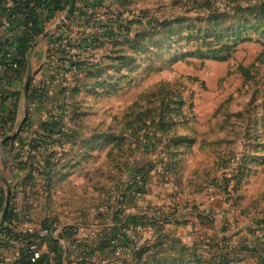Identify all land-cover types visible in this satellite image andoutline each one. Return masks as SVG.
<instances>
[{
	"label": "rangeland",
	"instance_id": "obj_1",
	"mask_svg": "<svg viewBox=\"0 0 264 264\" xmlns=\"http://www.w3.org/2000/svg\"><path fill=\"white\" fill-rule=\"evenodd\" d=\"M85 1L90 13L52 61L63 131L75 142L55 145L62 154L48 161L62 162L65 178L51 192V223L87 233L139 211L169 216L181 227L157 253L180 262L185 247L205 264L228 255L201 245L217 234L252 245L264 236V16H239L233 5L259 0ZM145 171L153 203L134 193ZM243 259L234 264H264L258 254Z\"/></svg>",
	"mask_w": 264,
	"mask_h": 264
},
{
	"label": "crops",
	"instance_id": "obj_2",
	"mask_svg": "<svg viewBox=\"0 0 264 264\" xmlns=\"http://www.w3.org/2000/svg\"><path fill=\"white\" fill-rule=\"evenodd\" d=\"M70 6L71 2L67 10L57 13L55 18L45 25L43 33L35 38L33 44L21 55L22 58L18 53L23 61V65L18 72L0 70V81L2 83L0 91V200L2 193L5 196L4 204L0 211V232L11 230L9 225L13 219L7 221L6 217L8 213L13 216V209H19L24 213H29L32 217L31 223L38 228L50 225L49 213H51V210L49 209V203L52 196L51 192L57 182H63L65 180L63 177H58L62 162H59V166L55 164V169L52 168L53 165H51L52 169L48 168L46 166L48 162L42 163L38 158L39 154L37 150L31 149L29 144L39 137L46 136L51 142L52 156L59 154L60 148L64 147L63 144L65 141L61 138L60 134H53L47 137L43 125L57 120L61 126L62 133L64 132L61 118L63 110L60 107L62 104V95H59V92H57V88L60 85L57 83L58 79L54 73L53 60H50L49 57L52 56L54 50L51 46V41L64 36L65 30L61 31L60 28L63 25H71L72 27V24H75L74 22L78 19L75 16L73 20L75 9L73 14L68 19H65ZM14 7V0H0L1 46L2 43H7L8 47L14 45L16 44V39L24 35L25 30L21 26L24 16L22 17L20 14H12V28L9 31L2 28V24L7 18V13L14 11ZM4 52L0 47V55ZM27 82L28 89L26 90ZM55 106H57V109L54 108ZM74 142L75 139L72 141V144ZM55 145H58L60 148ZM56 174L57 176L55 178L54 175ZM154 183V180L152 181L150 176L146 190V200L149 201L148 203H153L157 197ZM8 193L9 208L3 218L2 215ZM143 213L145 212L139 211L138 214L142 215ZM192 219H196L195 213L191 214ZM75 220L79 221V218H75ZM180 227L178 226L176 229H173L172 224L165 226L169 234H173L175 230L179 231ZM87 228L94 230L101 229L102 231L100 232L109 234L107 225L104 227L87 226ZM130 229L128 228L125 231L128 238H131L129 233L133 234ZM87 233L79 231L73 237L42 242L41 253L45 259L44 264H86L77 258L69 249V246L75 240H87ZM256 233L258 237H255V242L252 245L248 243L246 238L241 240L246 241L249 249L255 250V252H251L253 255L258 254L264 257V236L259 237L261 236L259 232ZM147 234H150L151 237L155 236L154 230L150 228L142 234H137L140 240L139 246H143L147 242L149 245L152 244V239L146 240ZM141 237H144V240H141ZM222 238H231V242L234 245L238 243V241L237 243L233 242V237L223 234H217L216 238L213 237L207 240L200 239V243L201 245L204 244L205 248H211L212 244L221 243ZM234 238L236 239L237 236ZM89 242L97 251L101 250L98 251L99 255L94 260L96 264H110L116 260L114 259L115 256L111 255L108 249H103L104 246L100 241L92 239ZM219 246L221 245L219 244ZM20 248H22L21 242L17 243L14 247L3 249L2 255L4 259L7 262L13 261L16 258V251ZM251 253L244 252L239 262H242L244 260L243 258ZM133 263L134 258L128 254L124 264ZM22 264L28 263L22 260Z\"/></svg>",
	"mask_w": 264,
	"mask_h": 264
},
{
	"label": "trees",
	"instance_id": "obj_3",
	"mask_svg": "<svg viewBox=\"0 0 264 264\" xmlns=\"http://www.w3.org/2000/svg\"><path fill=\"white\" fill-rule=\"evenodd\" d=\"M204 1L206 0H192L193 5L196 4L198 8L202 7L204 4ZM71 0H14L15 7L14 11H10L7 13L8 17H12V14H20L23 18V21L21 22V26L24 28L25 32L24 35L21 37H18L16 39V44H14L17 53H19L20 57L23 55L26 50L33 44L36 37L40 36L43 33L44 27L47 23L51 22L57 13L64 12L67 10V8L70 5ZM235 4V3H233ZM235 11L240 14L242 13H248L249 15L255 14L259 16H264V0H259V3L248 7L247 9H243L240 5H233ZM91 11V4H87L85 0H77L76 1V7L73 15L76 16L78 19L74 23H78L82 20V15L85 14V12L90 13ZM44 15V17H42ZM73 25V24H72ZM71 25H63L60 30H65L64 36L58 37L52 42V47L54 48L52 56H50V60L54 61H61L60 57L56 58L58 54L62 55L64 53V43L65 47H70V41H69V31L71 30ZM235 41H246L247 39L242 38L241 35H236L234 38ZM3 51L5 53L7 52L8 45L7 43H2V46L0 45ZM230 51V48L228 49ZM18 55V56H19ZM19 59L18 63V70L22 67L23 61L22 59ZM225 59L227 57H224ZM2 63V61H1ZM73 66V65H72ZM58 69V68H57ZM248 78V76H246ZM54 80V78H52ZM51 84V83H50ZM45 93V92H44ZM61 95V94H60ZM44 96V95H43ZM12 117V116H11ZM59 128V129H57ZM43 129L45 132V135L47 137L52 136L53 134H60L61 138L65 142H72L74 140L71 136H68L66 133H62L61 126L57 122V120H53V122H50L48 124L43 125ZM36 140H40L42 142H47L48 144H51L50 140L45 137H39ZM35 140V141H36ZM35 141L30 142V148L31 149H37V145L35 144ZM52 156V155H51ZM48 166V163L47 165ZM48 168H51L50 166ZM139 175H142L143 178L141 180V185L134 183V193L136 194H144L146 192L145 186L147 185V171L141 172ZM138 175H135L133 180ZM4 193H2V198L0 200V211L2 210L3 204H4ZM15 216L8 213L6 220L11 221ZM173 218L167 216L164 219H161V217L158 214H149L147 212L143 213L142 215L136 214V215H128L125 217V221L122 224L121 227H114L111 228L109 231V242L108 241H100L101 244L104 246L103 249H108L110 254L114 256V247L111 245V241L116 238L117 235H120L122 237L121 240L118 241V244L122 248H131L133 249L130 253L131 257L134 258L133 264H205L204 261L199 259V257L196 255V248H182L184 250L185 259H183L181 262L174 256V257H159L160 252H164V250H161L159 253H157V249H161L165 244V242L168 243V241L171 238V235L166 233L164 231V228L166 225L173 223ZM137 226H141L144 228H150L154 230L155 236L157 235V238L152 241V244H144L143 246L138 245L139 237L136 232H133V239L128 238V236L125 234V231L128 228H135ZM45 228V227H43ZM120 229L122 231H120ZM154 236V237H155ZM0 237H5L8 241L14 240V241H20L18 237L14 238V234L11 230H5L0 232ZM29 239V238H28ZM24 239L22 238L21 241ZM27 240V238H25ZM136 240V241H135ZM170 243V242H169ZM214 243V242H213ZM172 244V243H170ZM219 244L221 246H219ZM138 245V246H136ZM175 248V246L169 247V251H172ZM231 249L230 253L228 255H220L218 257V260L216 264H234L238 263L241 260V255L244 252H255L254 249H249L248 245L245 240H238V243L236 245L232 244L231 238H222L221 243L212 244L211 248H208L209 250L217 249L216 255L219 256L220 252L227 251V249ZM102 249V250H103ZM97 251V250H96ZM101 251V250H98ZM214 253V254H215ZM211 254V251L207 254L209 256ZM252 254V253H251ZM215 256V255H214ZM45 259L44 257H41L38 264H44Z\"/></svg>",
	"mask_w": 264,
	"mask_h": 264
},
{
	"label": "built area",
	"instance_id": "obj_4",
	"mask_svg": "<svg viewBox=\"0 0 264 264\" xmlns=\"http://www.w3.org/2000/svg\"><path fill=\"white\" fill-rule=\"evenodd\" d=\"M2 28L6 31H9L12 28V18L8 17L2 24ZM0 70L1 71H12L16 72L18 70V63L20 57L18 56L17 50L14 45L8 47L7 52L0 55ZM2 61V63H1ZM2 88V83L0 81V91ZM35 144L37 145V152L39 154V159L42 163L51 162L52 159V146L47 142H42L36 140ZM62 153L60 152V155ZM143 176L138 175L134 183L141 185V180ZM141 196V194H137ZM13 215L15 216L9 225L14 238L18 237L20 239L22 248L16 251L15 259L13 261L7 262L3 255L2 250L5 248L14 247L18 241L10 240L8 241L5 237H0V264H22V260H25L28 264H38L42 257L41 253V243L48 240L62 239L65 237H73L78 234L76 228L65 225L60 222L51 223L45 228H38L31 223V215L29 213H24L19 209H13ZM131 232H136L137 234H142L147 229L141 226L130 229ZM22 238L24 239L23 241ZM27 238V240H25ZM29 238V239H28ZM95 239L97 241H108L109 234H104L98 230H91L87 233V240L79 241L75 240L70 246L69 249L77 256L80 261L85 262L86 264H96L94 260L97 258L98 251L91 245L89 241ZM122 237L117 235L115 239L111 241V245L114 247V256L120 257L124 253L128 252L129 254L133 249L131 248H122L118 241ZM132 239V238H131ZM89 240V241H88Z\"/></svg>",
	"mask_w": 264,
	"mask_h": 264
},
{
	"label": "water",
	"instance_id": "obj_5",
	"mask_svg": "<svg viewBox=\"0 0 264 264\" xmlns=\"http://www.w3.org/2000/svg\"><path fill=\"white\" fill-rule=\"evenodd\" d=\"M75 2H76V0H72V1H71V6H70V8H69V11H68L67 16H66L65 19H68V17H70V16L73 14V11H74V9H75ZM28 82H29V80H28ZM28 82H27V84H26V90L28 89ZM8 208H9V193H8V195H7L6 204H5V207H4V210H3V215H2L3 218H4L5 215L7 214Z\"/></svg>",
	"mask_w": 264,
	"mask_h": 264
}]
</instances>
